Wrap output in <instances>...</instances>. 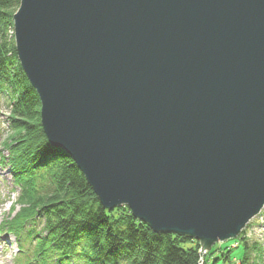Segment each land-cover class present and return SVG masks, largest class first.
I'll return each instance as SVG.
<instances>
[{
    "label": "water",
    "instance_id": "water-1",
    "mask_svg": "<svg viewBox=\"0 0 264 264\" xmlns=\"http://www.w3.org/2000/svg\"><path fill=\"white\" fill-rule=\"evenodd\" d=\"M14 30L105 208L206 252L264 208V0H21Z\"/></svg>",
    "mask_w": 264,
    "mask_h": 264
},
{
    "label": "trees",
    "instance_id": "trees-1",
    "mask_svg": "<svg viewBox=\"0 0 264 264\" xmlns=\"http://www.w3.org/2000/svg\"><path fill=\"white\" fill-rule=\"evenodd\" d=\"M20 5L0 0V101L9 122L2 142L8 156L0 155V163L20 190L4 229L31 248L38 264H201L203 258L204 264L210 258L213 264H264L257 241L234 238L238 255L225 241L203 256L199 240L155 232L127 205L103 206L73 158L44 133L40 97L18 58L14 15Z\"/></svg>",
    "mask_w": 264,
    "mask_h": 264
},
{
    "label": "rangeland",
    "instance_id": "rangeland-1",
    "mask_svg": "<svg viewBox=\"0 0 264 264\" xmlns=\"http://www.w3.org/2000/svg\"><path fill=\"white\" fill-rule=\"evenodd\" d=\"M7 112H8L7 104L5 103V101L3 103L2 101H0V155L2 156L3 155L8 156L7 155L8 151L4 149L2 145L3 140L7 136L8 126H9ZM12 180L13 179L11 173L7 169V166L5 165L0 166V222L3 221L4 218L7 219L6 217L10 212V208L11 206H14L16 204L20 193V190L14 187ZM38 183L40 185L45 183V181L39 180ZM243 231L245 232L242 233V236H240L241 235L240 234L237 238H241V237L247 238L252 243L257 241L261 244V246H263V251H264V209L261 211V213H259L258 215H256L251 219V221L247 224L246 228ZM220 243L221 242H218L216 244L220 246ZM227 244H231L232 246L231 248H234L232 251V256L238 255L240 253L241 251L240 248L235 250V248L239 247L240 245L239 241H234L230 239L229 241H227ZM202 245L203 244L201 243V252L203 254L204 252H206V250L202 249ZM8 254H6L4 257H7ZM203 256H205V254H203ZM212 261L213 259L210 258L208 264H213ZM214 264H225V262L223 260H220L218 262H215Z\"/></svg>",
    "mask_w": 264,
    "mask_h": 264
},
{
    "label": "bare ground",
    "instance_id": "bare-ground-1",
    "mask_svg": "<svg viewBox=\"0 0 264 264\" xmlns=\"http://www.w3.org/2000/svg\"><path fill=\"white\" fill-rule=\"evenodd\" d=\"M16 13H17V12H16ZM15 15H16V14H15ZM15 15H14V16H15ZM21 66H22V65H21ZM22 68H23V67H22ZM23 70H24V68H23ZM24 72H25V70H24ZM36 91H37V90H36ZM37 93H38V92H37ZM38 95H39V94H38ZM44 133H45V132H44ZM52 145H53V144H52ZM53 146H54V145H53ZM54 147H55V146H54ZM63 150H64V149H63ZM250 221H251V220H250Z\"/></svg>",
    "mask_w": 264,
    "mask_h": 264
}]
</instances>
